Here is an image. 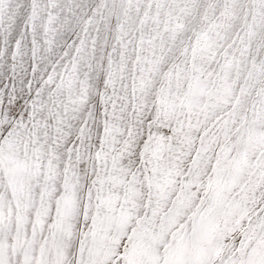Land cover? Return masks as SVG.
I'll list each match as a JSON object with an SVG mask.
<instances>
[{"label": "snow or ice", "instance_id": "obj_1", "mask_svg": "<svg viewBox=\"0 0 264 264\" xmlns=\"http://www.w3.org/2000/svg\"><path fill=\"white\" fill-rule=\"evenodd\" d=\"M0 264H264V0H0Z\"/></svg>", "mask_w": 264, "mask_h": 264}]
</instances>
